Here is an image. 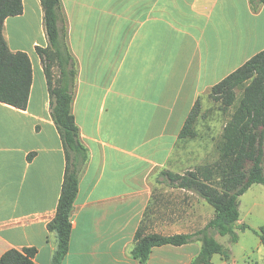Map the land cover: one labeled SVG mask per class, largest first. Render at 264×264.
Returning <instances> with one entry per match:
<instances>
[{
  "label": "crops",
  "instance_id": "1",
  "mask_svg": "<svg viewBox=\"0 0 264 264\" xmlns=\"http://www.w3.org/2000/svg\"><path fill=\"white\" fill-rule=\"evenodd\" d=\"M23 5L22 15L5 21L4 38L11 52L31 59L33 84L26 110L0 102V259L35 248L36 264H52L58 238L48 225L67 159L38 52L50 45L44 8L41 0ZM62 5L77 67L73 114L89 151L62 264H139L131 253L153 199L152 179L185 144L179 134L196 101L264 51V6L255 11L250 0ZM200 251L199 242L158 247L147 264H191Z\"/></svg>",
  "mask_w": 264,
  "mask_h": 264
},
{
  "label": "trees",
  "instance_id": "2",
  "mask_svg": "<svg viewBox=\"0 0 264 264\" xmlns=\"http://www.w3.org/2000/svg\"><path fill=\"white\" fill-rule=\"evenodd\" d=\"M41 2L50 45L47 49H38V52L49 81L52 117L62 138L67 159L57 213L48 225L49 232L55 233L58 238L52 264H62L70 250L75 202L89 151L81 140L80 129L73 114L76 62L70 52L68 58L63 56V51L68 50V28L62 0ZM250 2L255 11L264 6V0ZM23 11V0H0V102L20 110H26L29 104L33 66L26 53L10 51L4 38V26L8 18L22 15ZM50 53L58 56L60 62L61 75L56 87L50 78ZM236 90L243 91L241 102L226 126L225 143L218 148L220 159L212 165L190 171L186 176L166 172L169 178L182 184V188L197 193L212 205L217 212L215 219L196 233L172 236L147 234L144 226L150 214L149 207L136 234L131 253L139 264L149 262L154 248L181 247L195 242L201 243V251L191 264H213V257L223 253V246L215 235H229L235 241L238 239L237 230L241 229L240 197L254 184L264 186V51L214 86L209 95L215 101H221L224 110H228L235 105ZM202 110L203 98L200 97L179 134L180 141L198 138L196 125ZM32 156H29L30 160ZM238 169L245 174L238 176ZM262 242L264 244V236ZM37 253L35 248L22 251L13 249L3 255L0 264H36Z\"/></svg>",
  "mask_w": 264,
  "mask_h": 264
},
{
  "label": "rangeland",
  "instance_id": "3",
  "mask_svg": "<svg viewBox=\"0 0 264 264\" xmlns=\"http://www.w3.org/2000/svg\"><path fill=\"white\" fill-rule=\"evenodd\" d=\"M68 53L69 49L63 51L65 59L68 58ZM50 54L51 59L48 61L50 78L56 87L61 75L60 62L58 56ZM75 73L77 75L76 66ZM209 93L203 98L202 114L196 125L198 138L181 144L175 150L168 169L159 168L152 179L156 184L153 188L150 214L144 226L147 234L196 233L207 227L217 215L215 208L200 195L182 188V184L166 174L170 172L186 176L190 171L212 165L220 159L218 148L225 143L226 126L240 105L243 91L236 90L235 105L228 110H224L222 102L215 101ZM244 174L242 170L238 172V176ZM239 225L241 229L237 230L236 241L229 235H215L216 240L223 246V253L213 257V264H264L263 185L254 184L240 197Z\"/></svg>",
  "mask_w": 264,
  "mask_h": 264
}]
</instances>
